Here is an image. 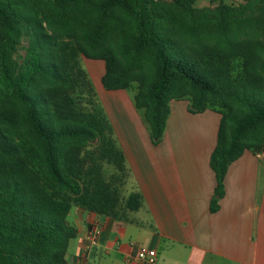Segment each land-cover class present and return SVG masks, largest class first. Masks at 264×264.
Wrapping results in <instances>:
<instances>
[{
    "label": "trees",
    "instance_id": "trees-1",
    "mask_svg": "<svg viewBox=\"0 0 264 264\" xmlns=\"http://www.w3.org/2000/svg\"><path fill=\"white\" fill-rule=\"evenodd\" d=\"M70 2L52 0L56 9ZM114 10L136 19L131 49L136 55L152 52L157 66L153 82L129 79L133 67H125L114 49L104 50L106 33L92 25L81 40L71 42L37 30L18 69L13 54L20 15L12 2L0 0V89L8 97L0 103V264H66L70 242L78 237L67 221L73 207L124 220L142 206L140 193L123 195L130 178L126 157L81 66L82 56L104 62L105 90L130 93L154 145L164 137L172 100L189 97L191 113L220 114L210 158L217 180L212 212L224 195L230 164L246 151L256 154L242 141L264 139V79L259 73L264 71V43L190 57L157 34L149 0H102V19ZM234 58H241V65L233 66ZM106 165L114 169L108 178Z\"/></svg>",
    "mask_w": 264,
    "mask_h": 264
},
{
    "label": "crops",
    "instance_id": "crops-1",
    "mask_svg": "<svg viewBox=\"0 0 264 264\" xmlns=\"http://www.w3.org/2000/svg\"><path fill=\"white\" fill-rule=\"evenodd\" d=\"M102 105L126 157L125 187L142 195L124 220L74 207L68 221L78 231L67 264H140L135 247L156 251V264H264V156L246 151L231 163L219 208L210 158L220 114H193L189 102L172 100L164 137L154 145L148 125L126 91H107ZM99 242L90 246L92 228Z\"/></svg>",
    "mask_w": 264,
    "mask_h": 264
},
{
    "label": "rangeland",
    "instance_id": "rangeland-1",
    "mask_svg": "<svg viewBox=\"0 0 264 264\" xmlns=\"http://www.w3.org/2000/svg\"><path fill=\"white\" fill-rule=\"evenodd\" d=\"M9 1L15 5L21 19L19 45L13 54L18 69L30 38L37 30L42 29L58 42H71L81 40L86 26L92 25L106 33L104 50L114 49L125 67H133L129 79L140 78L146 84L155 80L157 66L152 52L146 49L136 55L131 49L133 39L137 36V21L125 12L114 10L104 20L101 18L102 0H71L64 9H56L52 0ZM149 3L157 34L173 41L190 57H196L206 50L231 52L241 44L264 43V0H193L190 3L181 0H149ZM241 61V58H234L231 64L236 67L241 65ZM80 63L101 102L102 95L107 92L101 83L105 74L104 62L82 56ZM259 73L264 79V71ZM133 85L137 87L136 83ZM133 91L137 92L135 89ZM7 98L0 89V103H4ZM183 99L189 102L190 98ZM81 100L85 102L83 96ZM8 130L13 135L21 134L20 130ZM242 145L264 156V139L243 140ZM94 149L89 147L90 151ZM105 171L108 178L114 169L106 165ZM123 195L127 196V193L124 191Z\"/></svg>",
    "mask_w": 264,
    "mask_h": 264
},
{
    "label": "built area",
    "instance_id": "built-area-1",
    "mask_svg": "<svg viewBox=\"0 0 264 264\" xmlns=\"http://www.w3.org/2000/svg\"><path fill=\"white\" fill-rule=\"evenodd\" d=\"M100 231L98 227L92 228L89 234L88 243L90 246H96L99 242ZM135 247V257L140 264H156L157 253L155 250L145 246Z\"/></svg>",
    "mask_w": 264,
    "mask_h": 264
}]
</instances>
